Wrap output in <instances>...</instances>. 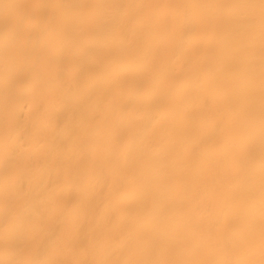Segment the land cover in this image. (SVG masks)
<instances>
[{"label": "bare ground", "instance_id": "6f19581e", "mask_svg": "<svg viewBox=\"0 0 264 264\" xmlns=\"http://www.w3.org/2000/svg\"><path fill=\"white\" fill-rule=\"evenodd\" d=\"M0 264H264L261 0H0Z\"/></svg>", "mask_w": 264, "mask_h": 264}, {"label": "snow or ice", "instance_id": "6c2138e0", "mask_svg": "<svg viewBox=\"0 0 264 264\" xmlns=\"http://www.w3.org/2000/svg\"><path fill=\"white\" fill-rule=\"evenodd\" d=\"M262 7H264V0H261Z\"/></svg>", "mask_w": 264, "mask_h": 264}]
</instances>
